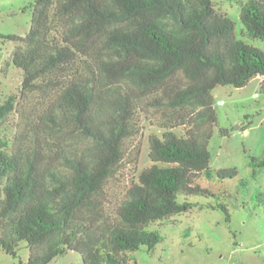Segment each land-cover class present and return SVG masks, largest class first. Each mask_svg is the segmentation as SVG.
<instances>
[{"label":"trees","instance_id":"1","mask_svg":"<svg viewBox=\"0 0 264 264\" xmlns=\"http://www.w3.org/2000/svg\"><path fill=\"white\" fill-rule=\"evenodd\" d=\"M223 3L239 7L241 29ZM26 9V35H0L22 72L18 94L0 101V122L19 116L14 135L0 131V252L19 259L25 244L18 264L68 251L82 264H129L162 241L153 224L189 212L191 196L214 197L201 182L238 175L210 168L212 93L255 78L264 93V0H33ZM143 119L155 128L150 164L113 201L111 181L136 170ZM251 165L255 174L264 159Z\"/></svg>","mask_w":264,"mask_h":264},{"label":"rangeland","instance_id":"2","mask_svg":"<svg viewBox=\"0 0 264 264\" xmlns=\"http://www.w3.org/2000/svg\"><path fill=\"white\" fill-rule=\"evenodd\" d=\"M33 0H0V35L25 36L30 27L31 14L26 9ZM221 11L235 18L237 30L239 7L236 4H219ZM250 42L249 40H247ZM253 45L263 47L260 42ZM15 45L0 44V101L17 95L22 72L12 65L11 55ZM262 78H255L243 88L219 86L213 91L214 108L218 126L208 144L211 154L210 168H235L238 175L232 179L203 181L214 197L191 196L194 204L189 212L172 216L166 221L153 224L149 229L159 232L162 241L153 251L142 247L131 253L129 264H264V168L254 169L251 159H264V93L259 90ZM222 102V105H218ZM19 116L15 112L0 122V131L14 135ZM137 141L141 147L135 168L126 170L111 181L109 194L113 201L120 197L128 180L147 167L148 135L155 130L145 119ZM227 131L221 135L219 130ZM181 133L182 130H177ZM240 181H245L243 186ZM260 196V197H258ZM223 204L230 215L216 206ZM213 207V208H212ZM24 245V246H23ZM20 246L18 257L0 252V264L27 262L29 251ZM49 264H82L81 256L68 251Z\"/></svg>","mask_w":264,"mask_h":264},{"label":"built area","instance_id":"3","mask_svg":"<svg viewBox=\"0 0 264 264\" xmlns=\"http://www.w3.org/2000/svg\"><path fill=\"white\" fill-rule=\"evenodd\" d=\"M217 104H218V105H222V102H218Z\"/></svg>","mask_w":264,"mask_h":264}]
</instances>
